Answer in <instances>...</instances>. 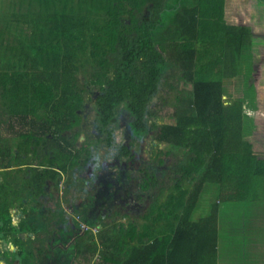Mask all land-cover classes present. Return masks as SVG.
<instances>
[{"label": "trees", "instance_id": "trees-1", "mask_svg": "<svg viewBox=\"0 0 264 264\" xmlns=\"http://www.w3.org/2000/svg\"><path fill=\"white\" fill-rule=\"evenodd\" d=\"M240 1L246 9L237 12L238 22L245 17L247 25L223 20L224 0H0V104L31 128L18 136L13 158L0 162V242L9 237L17 249L5 248L3 264H44L33 260L35 253L43 254L33 247L37 239L24 244L17 236L39 233L38 214L25 212L28 221L21 219L16 228L8 211L16 203H25V208L33 204L46 182L55 189L60 177L84 164L92 151L102 149L104 159L103 146L113 147L119 109L131 118L132 131L129 143L117 147L121 158L132 160V143L147 131L162 145L157 165L171 150L184 151L168 167L170 185L142 172L137 189L154 190L144 216L148 226L110 224L122 243L112 240L108 245L105 232L110 229L103 230L100 218L88 223L100 226V260L95 264H117L122 250L130 253L124 264L219 261V204L253 205L264 199V117H246L242 109L245 105L264 114V37L255 39L250 31L253 19L264 21V0ZM255 10L259 12L253 18ZM252 63L257 65L253 73ZM169 70L174 71L171 79L190 85L188 93L177 90V82L167 83ZM237 75L242 76L240 95L222 99L224 81ZM160 79L176 93L168 116L172 121L156 125L157 116L147 105ZM86 102L93 113L88 126ZM81 134L86 140L76 149ZM45 135L54 145L47 159L40 155ZM81 152L86 154L83 162ZM6 153L0 146V159ZM19 165L24 167L14 175L4 170ZM210 194L212 201L207 202ZM61 212L59 208L54 220L62 218ZM83 237L92 235L84 231L75 240L74 261ZM85 249L96 251L95 245Z\"/></svg>", "mask_w": 264, "mask_h": 264}, {"label": "rangeland", "instance_id": "rangeland-1", "mask_svg": "<svg viewBox=\"0 0 264 264\" xmlns=\"http://www.w3.org/2000/svg\"><path fill=\"white\" fill-rule=\"evenodd\" d=\"M244 5L245 4L241 3L240 0H224L223 20L228 24L236 22L247 25L248 22L245 17L242 18L241 22H238L241 19V15L237 12H243L246 9ZM258 12V10H255V15L253 18H256ZM126 16L127 15L122 16L124 20L126 19ZM253 22H256V24H253V29L250 28V31L255 36V39H262L264 37V21L259 22L258 24L257 20L253 19ZM256 69L257 65L252 63V73ZM165 75L167 83H170L172 85L175 82L178 83L177 85H175L177 90H182L185 93H188L190 91V85L179 82L177 80L175 81V79H171V77H169V75H174V71H166ZM240 77L242 76L237 75L235 78H230L229 80L224 81V95L222 99H234L235 96L240 95ZM252 81L253 78H250L249 82ZM174 93H176L174 90H171L167 88L166 85H164L163 79L159 80L158 90L156 94L150 98L147 105V109L155 114V116H157V120L155 121L156 125L172 121V119H170L168 116H170L174 110V107H172L171 105L172 95H174ZM84 106L86 107L85 121L88 123V126L89 121L92 120L93 113L88 109L90 108V105L87 102ZM247 112L251 113L250 110H246L245 113ZM0 120H2V122L0 123V146L3 149H7V153L3 155L4 158L0 159V162L3 163L5 162L4 159L13 158V155L15 153V143L18 140V136L21 133L31 132V128L27 126L25 122L23 124L10 117L7 114L4 106H2L1 104ZM116 120L117 121L115 122V125L117 129L115 131V135L113 136V147L111 149H107L105 145L103 146V148L107 150V153H104V159L101 158V155L103 154L102 149H97V152L92 151L93 154L91 153L89 155L84 164L79 162L81 164L78 163L79 165L74 166L68 174L62 175L60 177V181L57 183L55 190L52 189L49 182H46L44 184L43 189L46 190V192L50 194V196L47 193H44L42 196H38L33 204H27L26 206V210L28 212L32 211L38 214L39 219L37 218L36 228L39 229L38 232H41V235H37L36 233L32 235L29 234L28 237H22L21 241L24 242V244H27V239H33V235L37 240L42 236L40 240L34 243L33 247L34 249L41 250L43 254L49 255L44 259V264H76L75 262H78L77 264H95L100 260V252H96L94 254H91L90 250L88 253L82 252L85 249V246L90 247L93 240L98 241L96 233L97 226L91 227V225H88V223L96 221V218L100 217V222L104 225V231L111 228L109 227L110 224H123L125 226L129 221L133 222L137 226L142 223H145L148 226L147 222L149 221V218L146 219L144 218V216L148 213L149 204L152 202V197L154 196L151 195V193L154 190H152V192L150 191L148 193H143L139 192V190L137 189L138 184L141 182V178H143V170L144 174L152 172L157 176L158 181H161L164 184H171L168 179V167L169 165L174 164V156H180V151L183 152L184 150H171V154L163 158L162 164L157 165V163L155 162L156 153L162 148V145L157 144L152 139V132L147 131L146 134L142 136V139H138L132 143L131 155L133 158L132 160L127 161L121 158L120 148L117 147L119 145L128 144L129 139H132V131L128 127V122L131 120V118L123 109H119ZM88 134L87 139H91L92 136H94V133L92 131ZM45 138L46 139L43 140V143L40 146V150L43 151L42 153H40V155H46L45 159H47L48 157H51V150L54 145L52 144V142H50V140H52V137L50 135H45ZM85 140L86 138L83 134L79 135L76 142L74 143V148L80 149V147L84 145ZM100 145H103V143L101 142ZM165 150L168 151L169 146H166ZM40 155L39 157H37V159L40 158ZM84 156H86V154L81 152L79 159L82 160ZM123 162H125L128 166L124 165ZM33 163L35 164V162ZM45 163L46 162H44V164ZM105 167L108 168L106 171ZM1 170L2 169L0 168V171ZM9 174L14 175L15 171H11L9 172ZM16 178L17 179L15 180V182H20L18 181V177ZM81 180H85L89 185H83L84 188L88 191L85 194H82L83 200L81 201V205L86 209L85 212L84 210L80 213L73 212L70 210L69 206L66 207L62 201H59V205H61L60 210L64 211V213L69 214L70 212H73L74 215L72 216L75 218L77 217V215L84 217L85 223L79 221L80 219L77 221H79L81 226H88V230L92 235V238L89 239H84L83 237V241L81 240L82 242L80 243L81 246L79 250H77L79 258L77 257L78 259H75L76 261H74L73 257L76 254V248L73 242L75 240H77L76 242L80 241L79 239L80 237H82V229L79 226V232L77 230H73V228L71 227L68 228V226L66 225H64L63 227L62 225L61 227L60 225L54 227L55 222L57 221L54 220V218L59 213L58 207L56 208L57 201H55L56 197L54 196V194L58 191V194L60 196V191L62 193L66 187L67 191L69 190L68 188H70L71 190V183H79L81 182ZM262 187H264V184H262ZM260 190L262 189L260 188ZM12 196L13 195L10 194L8 199L10 197L12 198ZM163 196L164 194L162 192V195L160 198H158V200H162ZM211 201L212 196L210 194L208 196L207 202ZM12 202L15 203L13 199ZM99 204H101V206H99ZM16 205H18V203H16ZM253 205L249 207L248 213L247 215H245L246 218L244 219V224L242 226H238L237 224L235 225V223L233 222L234 218L238 219L239 217L241 220V212L233 215L231 222L228 217L226 219L225 217L222 218L221 224L224 225V229L225 231H228V233H233L238 236H245L246 243L244 246V253L255 255V258L260 261L264 256V199H262L258 203H255V207ZM202 207H204V204ZM2 208L4 207H1L0 209ZM96 208H98L99 214L94 212ZM219 208L221 210L223 209L222 203L219 204ZM88 209H91L90 213L87 212ZM233 209L234 212L241 210V203H233ZM82 212H84V215L81 214ZM126 214L128 217H123V215ZM195 216L196 214L193 217L194 219H196ZM15 218L17 219L18 217ZM25 218H27V215L25 216ZM24 220L28 221L27 219ZM16 221L17 220H15L14 222ZM231 225L234 226L231 227ZM137 226L135 227L137 228ZM113 231L114 232L112 233L110 229L109 231L106 230L105 232L108 236V240L106 241L107 244H114L113 241H115L116 244H118V241L121 242L120 233L117 227L116 230ZM224 234V232L219 231L220 240L226 239ZM68 243L72 244V248L68 246ZM27 246L28 245H24V248L26 249ZM126 246H129V244L126 243L125 247ZM65 247H67V250L65 249ZM125 247L122 245L121 248ZM111 249L115 251L114 248ZM105 250L107 249L105 248ZM241 250H243V248H241ZM228 251L229 250H227V252ZM221 253L225 254L226 250H221ZM40 258H42V256H38L35 253V257L33 260L40 261ZM128 258H130V253L122 250L118 255L117 264H124L125 259ZM0 262V264H2V262L4 261ZM28 263L30 264V262ZM250 264L259 263H257L256 261H250Z\"/></svg>", "mask_w": 264, "mask_h": 264}, {"label": "crops", "instance_id": "crops-1", "mask_svg": "<svg viewBox=\"0 0 264 264\" xmlns=\"http://www.w3.org/2000/svg\"><path fill=\"white\" fill-rule=\"evenodd\" d=\"M247 113H248V116H250L251 118H253L255 115H258V114L261 115L260 111H253L251 113H249V112H247ZM241 206H242V209L237 211V212H234L232 203H230L228 206H225V207L223 206L222 210L219 208L216 227H217V250H218L217 254L219 255L220 259H219V261L216 262V264H250V261H256L259 264H264V256L262 257V259L260 261H258L255 258V255H249V254L244 253V249H245L244 246L246 243L245 236H238V235H235L233 233L232 234L228 233V231H225L224 225L221 224L222 218L225 217V219H226L228 217L230 219V222H231L232 216L235 215L236 213L241 212V220L238 217V219L234 218L233 222L235 223V225L237 224L238 226L239 225L242 226L244 224V219L246 218L245 215H247L249 207L252 206V203H247V202L245 203L244 202V203H241ZM23 208L26 210L25 203H22V206L15 205L12 208L13 210L10 212L8 211V213L11 216L13 213L14 217H19L20 214H22L21 212H23V210H24ZM195 217H196V219H198L197 215ZM57 219H58V217H57ZM225 219H223V220H225ZM11 221H12V219H11ZM11 221H10L11 226H15L19 222V220H17L16 222H14L15 221L14 220L13 223ZM232 226H234V225H231V227ZM219 231H222L225 233L224 234V236L226 237L225 240H220ZM21 233H24V236L28 237V235H27L28 233H26V232H21ZM32 238H34V235ZM1 242H0V254L5 250V248H7L8 250H11V251L17 250L16 248H14L12 246L9 237H6ZM10 245L13 247L12 249L9 247ZM241 248H243V250H241ZM221 250H226V253L222 254ZM227 250H229V251L227 252ZM0 261H5V260L3 259ZM2 264H3V262H2Z\"/></svg>", "mask_w": 264, "mask_h": 264}, {"label": "flooded vegetation", "instance_id": "flooded-vegetation-1", "mask_svg": "<svg viewBox=\"0 0 264 264\" xmlns=\"http://www.w3.org/2000/svg\"><path fill=\"white\" fill-rule=\"evenodd\" d=\"M80 162V161H79ZM36 164V163H35ZM35 164L34 163H32V167L33 166H35ZM24 166H22V165H19V166H9V167H7V168H5L4 170L5 171H7V172H11V171H15L17 168H23ZM73 169V168H72ZM108 168H106L105 167V171L107 170ZM87 184V182L85 181V180H81V182H79V183H71V190H70V188H68L69 190L68 191H63L62 193H61V191H60V196H59V194H58V191L57 192H55V194H54V196L56 197V200L55 201H57V206H56V208L58 207V210H59V208H60V206L61 205H59V201H62L64 204H65V206L66 207H68L69 206V208H70V210L71 211H73V212H76V213H80L81 211H83L84 210V212H85V208L81 205V201L83 200L82 198H83V196H82V194H85L86 192H88L85 188H84V186L83 185H86ZM88 185V184H87ZM89 186V185H88ZM65 189H67V187L65 188ZM55 190V189H54ZM46 194L47 192H46V190H44L43 189V191L39 194V196H42L43 194ZM78 193V194H77ZM42 194V195H41ZM48 194V193H47ZM49 196H50V194H48ZM99 206H101V204H99ZM13 209H11L10 211H12ZM90 210L91 209H88L87 210V212L88 213H90ZM62 211V210H61ZM93 211H94V209H93ZM25 212H28V211H24V212H21L22 214H20V217H18L17 219L14 217V215H13V213H12V223H13V221L14 220H21V219H24L25 218V216L27 215V213H25ZM58 212V211H57ZM73 212H70L69 214L67 213H64L63 211L61 212L62 213V218H65V220H63V221H60L61 219H58L56 222H55V225H54V227L55 226H57V225H60V227H61V225H62V227L64 226V225H66V226H68V228H73V230H77V231H79L80 232V228H79V226L81 227V229H82V234H83V232L84 231H88V226H84V227H82L81 225H79L77 228H76V224L78 223V224H80L79 223V221H81L82 222V220H84V217H82V216H78L77 215V217H78V219H77V217L75 218V217H73L72 215H74L73 214ZM84 212H82L81 214L82 215H84L83 213ZM94 212H96V213H98V208H96V210L94 211ZM35 214H37L36 212H35ZM99 214V213H98ZM99 216V215H98ZM98 218H100V217H98ZM80 219V220H79ZM77 220H79V221H77ZM16 226V225H15ZM97 227H99L100 228V226H97ZM96 227V228H97ZM16 228H17V226H16ZM99 228H97V229H99ZM59 231H60V229H59ZM37 235H41V232H39V233H37ZM41 238H42V236H41ZM40 238V239H41ZM33 239H35V238H33ZM33 239H27V241L28 240H33ZM40 239H38V240H40ZM37 240V241H38ZM36 242V241H35ZM74 244H75V241L73 242ZM69 244V245H68ZM67 245L68 246H70L71 248H72V244L71 243H68ZM99 244L100 243H98L97 241H94L93 240V243L90 245L91 247H92V245H95V247H96V251L95 252H98V251H100L99 250ZM65 249L67 250V247H65ZM65 251V250H64ZM76 252V251H75ZM82 252H87V250L86 249H84ZM88 252H89V250H88ZM87 252V253H88ZM38 256H42V258H40L41 260L40 261H38V262H41V263H44L45 262V258H47L49 255L48 254H40V255H38ZM92 262H93V258H92Z\"/></svg>", "mask_w": 264, "mask_h": 264}, {"label": "clouds", "instance_id": "clouds-1", "mask_svg": "<svg viewBox=\"0 0 264 264\" xmlns=\"http://www.w3.org/2000/svg\"><path fill=\"white\" fill-rule=\"evenodd\" d=\"M242 109H243V113H244V115L246 116V117H249V118H251L250 116H248V114L247 113H245L246 112V110H250L248 107H246L245 105L242 107ZM245 110V111H244ZM251 112H253V111H257V110H250ZM259 115V114H258ZM252 116V115H251ZM260 116H262V117H264V114L263 113H261V115ZM64 212V211H63ZM80 224H78L77 223V226H79ZM82 227H84L83 225H82ZM89 231V230H88ZM18 234L19 233H17V236H18ZM24 234V233H23ZM28 234H33V233H28ZM19 237V236H18ZM21 239V238H20ZM13 248V247H12ZM96 253V252H95Z\"/></svg>", "mask_w": 264, "mask_h": 264}, {"label": "water", "instance_id": "water-1", "mask_svg": "<svg viewBox=\"0 0 264 264\" xmlns=\"http://www.w3.org/2000/svg\"><path fill=\"white\" fill-rule=\"evenodd\" d=\"M27 235H29V234H27ZM18 236H19V238H22L24 236V234L23 233H19ZM9 247L12 249L11 245Z\"/></svg>", "mask_w": 264, "mask_h": 264}]
</instances>
